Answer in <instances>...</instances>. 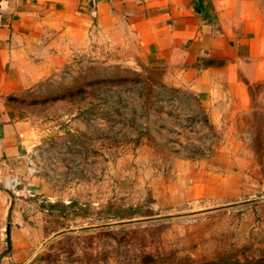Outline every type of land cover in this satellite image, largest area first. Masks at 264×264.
Instances as JSON below:
<instances>
[{
  "label": "rangeland",
  "instance_id": "rangeland-1",
  "mask_svg": "<svg viewBox=\"0 0 264 264\" xmlns=\"http://www.w3.org/2000/svg\"><path fill=\"white\" fill-rule=\"evenodd\" d=\"M128 58L28 74V105L60 130L33 145L74 143L82 163L9 192L10 226L28 229L23 264H264V120L218 129L165 89L160 67Z\"/></svg>",
  "mask_w": 264,
  "mask_h": 264
},
{
  "label": "crops",
  "instance_id": "crops-1",
  "mask_svg": "<svg viewBox=\"0 0 264 264\" xmlns=\"http://www.w3.org/2000/svg\"><path fill=\"white\" fill-rule=\"evenodd\" d=\"M93 53L130 56L138 72L160 67L165 89L218 129L264 120V0H0V171L60 133L28 105V74ZM45 181L33 178L19 194ZM13 194L0 185V264L26 260L28 229L7 220Z\"/></svg>",
  "mask_w": 264,
  "mask_h": 264
},
{
  "label": "built area",
  "instance_id": "built-area-1",
  "mask_svg": "<svg viewBox=\"0 0 264 264\" xmlns=\"http://www.w3.org/2000/svg\"><path fill=\"white\" fill-rule=\"evenodd\" d=\"M90 121H100L97 116L87 115ZM80 146L59 140H46L43 143L31 146L21 156L23 165L16 170L4 173L0 171V185L7 192H16L18 187L33 177L47 175L53 178L61 161H70V166L75 170L79 160ZM82 163V162H81ZM100 172V170H99ZM98 172V174H100Z\"/></svg>",
  "mask_w": 264,
  "mask_h": 264
}]
</instances>
